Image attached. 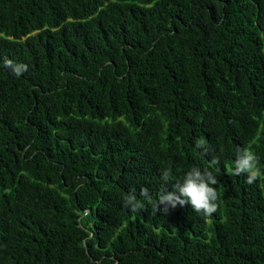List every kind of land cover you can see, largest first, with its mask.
Returning <instances> with one entry per match:
<instances>
[{"label":"trees","instance_id":"obj_1","mask_svg":"<svg viewBox=\"0 0 264 264\" xmlns=\"http://www.w3.org/2000/svg\"><path fill=\"white\" fill-rule=\"evenodd\" d=\"M247 145L264 170V0H0V264H264ZM212 156L211 217L123 207Z\"/></svg>","mask_w":264,"mask_h":264},{"label":"clouds","instance_id":"obj_2","mask_svg":"<svg viewBox=\"0 0 264 264\" xmlns=\"http://www.w3.org/2000/svg\"><path fill=\"white\" fill-rule=\"evenodd\" d=\"M10 64L11 62H9ZM23 67L22 65L14 66L13 70L18 74ZM196 147L204 155L210 152L208 144L202 139L197 141ZM219 163V158L212 156L209 166L203 169L193 166L179 180L173 178L170 169L163 168L160 171V178L163 181L162 189L155 199H153L148 187H140L138 195L137 189L132 187L123 198L122 205L132 213H140L147 204L151 205L152 215L158 211L166 215L169 209H175L177 205L190 204L194 212L211 217L218 211L219 207V196L215 187L219 181L217 176L210 171V167H218ZM229 174L244 175L248 184L264 180V170L260 168L259 157L251 145L238 147L235 150L234 166L229 170ZM165 184H171L172 190H166ZM138 196L143 199H139Z\"/></svg>","mask_w":264,"mask_h":264},{"label":"water","instance_id":"obj_3","mask_svg":"<svg viewBox=\"0 0 264 264\" xmlns=\"http://www.w3.org/2000/svg\"><path fill=\"white\" fill-rule=\"evenodd\" d=\"M89 255V254H88Z\"/></svg>","mask_w":264,"mask_h":264}]
</instances>
